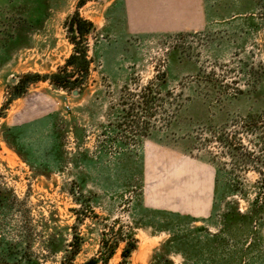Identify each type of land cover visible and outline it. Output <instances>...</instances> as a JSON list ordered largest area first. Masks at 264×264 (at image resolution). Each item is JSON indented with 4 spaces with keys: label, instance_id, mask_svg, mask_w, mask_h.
<instances>
[{
    "label": "rangeland",
    "instance_id": "obj_1",
    "mask_svg": "<svg viewBox=\"0 0 264 264\" xmlns=\"http://www.w3.org/2000/svg\"><path fill=\"white\" fill-rule=\"evenodd\" d=\"M79 2L0 0V260L84 264L108 242V264H264V0ZM75 12L95 27L82 89L17 96L72 54Z\"/></svg>",
    "mask_w": 264,
    "mask_h": 264
},
{
    "label": "trees",
    "instance_id": "obj_2",
    "mask_svg": "<svg viewBox=\"0 0 264 264\" xmlns=\"http://www.w3.org/2000/svg\"><path fill=\"white\" fill-rule=\"evenodd\" d=\"M87 0H80L79 4L83 5L85 4ZM95 29L94 23L91 20L85 19L80 16L79 12H75L67 21H66V30L68 33V39L71 44H73V52L72 54L66 59L65 63L60 66L55 72L49 73V74H40V73H26L20 77V80L18 83L14 86V90L16 91L17 96H20L28 83L30 82H37L39 80L48 81L55 89L59 90H65L67 92H74L82 89V86L84 85L83 78L88 72L89 68V58H88V35L91 34V32ZM70 34V35H69ZM152 85L149 84L148 89L149 92L143 94V98L146 97V99L149 102H153L155 97L154 95L157 94L156 91H153L152 88H150ZM147 87L145 88L146 91ZM18 129H9V131H14ZM52 147L53 152L58 156L60 160L63 159V156L65 154L63 150V144L61 143V137L62 132L59 129L58 125H55V127L52 128ZM4 140L7 142L9 146L15 149V151L28 163L31 164L30 160L26 157H24L23 153L18 149V147H15V145H12L10 143L9 138L5 135ZM4 191L0 190V208L2 207ZM259 202V203H257ZM257 202L253 203V205L257 210L264 209V203L260 199H257ZM257 204V205H256ZM1 210V209H0ZM248 212V211H247ZM238 214H240L238 212ZM242 217L247 215L246 213L240 214ZM226 221V220H225ZM210 235V236H209ZM208 237L210 239H216V242L218 240H221V237L216 234H208ZM133 241H127V245L124 247L122 251V255L127 258L131 255L132 251L136 248L135 240ZM174 236H171L170 241H173ZM219 244V242H217ZM74 255H76L80 249V244H74ZM58 248V247H56ZM115 245L110 244L108 242H103L100 245L99 249V255L91 257L88 259L84 264H108L109 259L112 257V255L115 252ZM171 253H176L177 250H171ZM5 260V259H4ZM0 260V264H8L9 262L6 260ZM165 262L168 264H172L171 260L165 259ZM67 263V262H64Z\"/></svg>",
    "mask_w": 264,
    "mask_h": 264
},
{
    "label": "crops",
    "instance_id": "obj_3",
    "mask_svg": "<svg viewBox=\"0 0 264 264\" xmlns=\"http://www.w3.org/2000/svg\"><path fill=\"white\" fill-rule=\"evenodd\" d=\"M195 25V22L190 20L189 22H181L179 23L178 21L176 22V24H172V23H168L163 24L162 23V29H166V30H182V29H189L192 28Z\"/></svg>",
    "mask_w": 264,
    "mask_h": 264
},
{
    "label": "water",
    "instance_id": "obj_4",
    "mask_svg": "<svg viewBox=\"0 0 264 264\" xmlns=\"http://www.w3.org/2000/svg\"><path fill=\"white\" fill-rule=\"evenodd\" d=\"M78 93V91H74V94H77Z\"/></svg>",
    "mask_w": 264,
    "mask_h": 264
}]
</instances>
